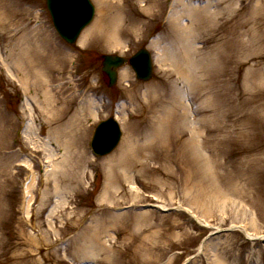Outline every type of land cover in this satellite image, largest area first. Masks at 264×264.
Instances as JSON below:
<instances>
[{
	"label": "rangeland",
	"instance_id": "1",
	"mask_svg": "<svg viewBox=\"0 0 264 264\" xmlns=\"http://www.w3.org/2000/svg\"><path fill=\"white\" fill-rule=\"evenodd\" d=\"M104 1L101 8L91 0L95 15L86 28L115 16L114 3L123 15L138 10L142 22L153 21L133 33L125 27L115 46L97 35L80 44L81 34L68 45L45 0H0V264H264V129L256 128L264 122V0H182L183 7L178 0ZM141 4L151 12L142 13ZM196 9L205 17L195 22ZM175 12L180 18L171 25ZM177 21L186 30L175 36ZM181 35L186 62L173 58ZM28 36L44 56L33 67L44 70L40 79L53 98L78 97L53 125L32 112L34 86L22 84L32 79L15 69ZM164 38L173 44L167 65L159 63ZM140 48L151 54L152 78L138 81L126 65L108 87L100 56L128 58ZM152 83L158 87L146 95ZM36 94L42 98L41 89ZM82 96L94 101L95 114L82 118L73 148L79 154L65 163V132L58 143L50 131L64 127ZM110 116L121 141L95 158L94 128ZM159 123L163 135L146 152L148 129ZM195 143L213 164L200 159L201 173L191 167ZM127 148L133 155L109 173L108 162Z\"/></svg>",
	"mask_w": 264,
	"mask_h": 264
},
{
	"label": "bare ground",
	"instance_id": "2",
	"mask_svg": "<svg viewBox=\"0 0 264 264\" xmlns=\"http://www.w3.org/2000/svg\"><path fill=\"white\" fill-rule=\"evenodd\" d=\"M99 5H101V8L104 7L105 1L104 0H96ZM128 3H130V0H126ZM141 1H145L147 3H151L153 2V0H141ZM178 2H182V0H178ZM180 5L183 7L185 6L184 3H180ZM194 10V7H191ZM140 9L141 12L146 14H149L151 12V6H147L144 7V4L140 5ZM110 10L111 11H116V15L115 16H109V15H101V17L90 27L86 28V30H83V32L81 33V36L79 38V43L83 44L84 42L88 41L93 35H97L101 40H103V42L105 43V45L107 47L110 46H115L118 45L120 43V36L123 34V30H125V27L128 28L127 26H130L126 31H130V32H134V31H138L137 27L139 25H141V29L143 30L145 28V24H149L151 20H148V22L144 23L141 21V17H140V12H138V10H136L137 15L136 16H131L128 17L127 14L123 15V10L124 7L118 5L117 3H114L110 6ZM195 11L199 12L196 15L193 16V21H198L200 19V17L202 16L205 17L202 13H200V11L198 9H196ZM162 13V9L155 11L152 14V17H157L160 16ZM202 14V15H201ZM128 17V18H126ZM172 18V17H171ZM178 18H180V16L175 12L173 14V18L170 20L169 23H171V25L174 23V21L178 20ZM186 19L184 18V21ZM123 21H128L125 26L124 24H122ZM193 21L191 20V24L193 23ZM173 22V23H172ZM180 21H177V24H175L172 27L173 32L175 33V36L177 35V32L180 31V29L182 30L183 33H185L186 30V26H184L183 24L180 25L179 23ZM31 33H34V31H32ZM183 36L181 35V38L178 41V38L176 37L175 40L176 42H178V45H182L180 46V48L182 47V50H178L177 54L175 56H173V58H177L180 55H182L183 60L186 62L188 61V55L184 52L183 50V44L187 43L185 40H183ZM163 46H160L161 49V55L159 56V63L162 64H166L168 63V61L171 60V58L169 59L168 56V50L173 46V44L169 43L168 38H164V40L162 41ZM151 45L153 46H158V42L156 41H152ZM161 45V44H160ZM21 45H18V51L19 54L18 56H20L21 60H23V65L22 62L17 63V65H15V69L17 70H24L25 71V75L29 74V76L32 79V82L30 83V85H26L24 83V81L22 80V84H23V88L26 90L29 88V86L33 85L35 89V94L32 93L31 96V100L33 101L32 104V112L37 113L39 119H43L46 123H48L49 125H53L55 123H57V121H60V117L61 115L66 111V106L71 105L72 103L75 102V100L78 98L76 93L73 95H69L67 97H63L62 101L60 100V103L57 102V100H55L51 94L50 91H48L47 87H46V83L42 82L40 79V76H44V70H34L33 67V63L37 62V63H43L45 61L44 56L40 53L39 48L37 47V41L36 38L32 37L31 40H29V36L27 38V40H25V47H23L21 49ZM182 51V52H181ZM177 61V60H176ZM172 63V61H171ZM175 64V63H174ZM30 69V71L28 70ZM183 67L179 66L177 68V73L181 75V77L184 76L183 74ZM128 76V72L123 70L120 72V80L125 81L127 79ZM27 79V78H26ZM45 81V79L43 80ZM158 84H150L148 85L145 89V93L150 94L152 92H155V90L157 89ZM38 88L42 90V98L39 99L37 98V91ZM76 92V91H75ZM133 95L130 96V99H133ZM64 101V102H63ZM61 102H63L64 106L60 107ZM95 103L91 98H87V97H83L82 99L79 100L78 102V106L76 108V110L72 111L69 118L67 119V122L65 123L64 127L61 126H56L55 128H53L50 131V135L52 137V139H54V141L58 142V143H62L61 141V131L65 132V140L63 141L65 144V149H66V154L64 156V161L65 163H67L66 161L70 162V158L73 155L74 157L76 156V154H79L76 150L73 151V148L76 147V143L78 142V138H76L77 136V130L80 127V122L82 120V118H84L85 116L89 115L90 117L94 116V109H95ZM30 116V115H29ZM256 128L258 129H264V122H261L260 125H258ZM66 130V131H65ZM256 136H258L259 138H262L263 135L259 132L254 131L253 132ZM250 134V133H249ZM163 135V130L161 128V123L152 126L148 129V135L146 136L147 139V146L144 148V150L149 153L153 152V147L150 146L152 144H155ZM196 145V151H195V156L193 160V166L192 169L195 173H201L204 172L202 165H199V161L200 159L204 160L207 162L208 165H211V167L213 166V164L211 163L210 159L208 157L205 158H200L199 154H200V149H199V144L195 143ZM73 153V154H72ZM72 154V155H71ZM132 154L133 155V150L130 148H127L124 152H122L117 158L111 160L108 162L110 172L109 173H118L117 169L118 167H120L124 161L126 160V158ZM85 156V153L83 154ZM137 156V153L135 154V158ZM151 158V155L148 156ZM133 158V156H132ZM131 161V160H130ZM136 161V160H135ZM135 161H134V165H135ZM264 161V160H262ZM258 164V161H256ZM131 164H133V160L131 161ZM247 173H255V172H249V170H246ZM125 174L121 175L120 177H123ZM191 175L193 176L194 173H191ZM128 176H126L127 178ZM191 177V176H189ZM133 178V177H132ZM131 178V179H132ZM129 179V178H128ZM33 186V180L30 181V183L28 184V187L31 188ZM152 215V214H150ZM143 216L144 218L149 216V213L147 214V212H143ZM249 236V235H248ZM200 250H202V247H200Z\"/></svg>",
	"mask_w": 264,
	"mask_h": 264
},
{
	"label": "water",
	"instance_id": "3",
	"mask_svg": "<svg viewBox=\"0 0 264 264\" xmlns=\"http://www.w3.org/2000/svg\"><path fill=\"white\" fill-rule=\"evenodd\" d=\"M53 24L59 35L69 44L75 43L80 31L90 23L94 7L89 0H46ZM102 72L108 77L109 86L116 81V69L126 63V59L114 55H102ZM138 79L147 81L152 76L150 55L145 49L138 51L129 60ZM121 131L118 123L109 118L95 129L92 148L99 156L110 153L118 144Z\"/></svg>",
	"mask_w": 264,
	"mask_h": 264
}]
</instances>
